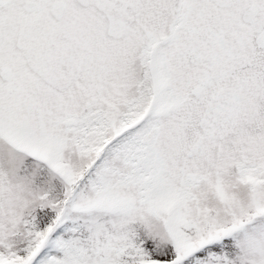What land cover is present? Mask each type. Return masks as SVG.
<instances>
[{"label": "snow or ice", "instance_id": "6c2138e0", "mask_svg": "<svg viewBox=\"0 0 264 264\" xmlns=\"http://www.w3.org/2000/svg\"><path fill=\"white\" fill-rule=\"evenodd\" d=\"M0 264H264V0H0Z\"/></svg>", "mask_w": 264, "mask_h": 264}]
</instances>
